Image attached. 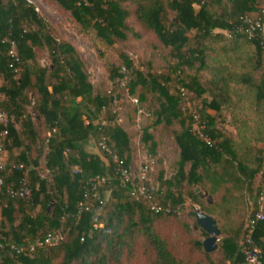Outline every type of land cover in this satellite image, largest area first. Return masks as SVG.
<instances>
[{
	"label": "trees",
	"instance_id": "obj_1",
	"mask_svg": "<svg viewBox=\"0 0 264 264\" xmlns=\"http://www.w3.org/2000/svg\"><path fill=\"white\" fill-rule=\"evenodd\" d=\"M48 1L69 13L85 33L94 31L107 46L130 38L142 40L143 36L129 24L135 18L169 49L174 63L169 64L166 74L145 75L122 53L121 66L127 73L112 69L110 79L117 82L130 76L129 94H138L141 104L152 95L150 111L154 121L142 141L153 161L158 156V144L150 130L160 126H180L181 130L174 133L180 155L171 179H166L161 169L162 188L154 190L150 199L132 197L131 187L122 182L117 166L99 147L105 137L107 147L126 169L130 168L132 143L116 123L111 98L93 94L94 87L79 52L54 35L48 20L29 0H0V81L5 95L0 108L14 118L6 129L4 145L10 161L30 169L29 186L34 194L32 202L12 197L6 188L20 187L22 176L0 172L5 182L0 192V264H124L126 256L132 260L137 257L139 246L147 264H243L240 243L264 195V157L258 149L259 144L264 145V132L260 130L264 123V80L256 82L255 78L264 71V29L251 38L234 37V56L222 45L226 60L212 64L209 54H217L214 43L229 39L225 32L231 28L230 23L261 15L264 9H260L259 0ZM130 6L135 8L134 13ZM171 13L175 14L173 19ZM194 32L192 48L189 36ZM241 41L248 51H240ZM251 46L255 52H250ZM13 48L17 51L16 63L10 55ZM40 54H46L48 66L40 64ZM189 95L196 100L208 97L210 101H204L203 108L195 114L184 109ZM255 102L251 115L255 128L246 120L244 129L238 126L233 137L219 128L218 120L225 113L234 118L236 112L250 109ZM104 111L107 125L102 127L100 116ZM41 121L44 131L50 133L45 139L37 128ZM200 134L209 138L212 146ZM38 143L46 145L45 170L51 180L42 176L43 149L31 158ZM158 164L162 167V160ZM260 173L263 187L254 195L251 211L243 207L245 196L233 195L243 186L252 190ZM98 177L107 179L97 189L102 204L94 200L96 191L91 184ZM185 187H203L206 195L217 197L209 201L196 192L189 193L191 201L201 207L198 211L213 217L221 230L219 250L214 253H206L203 241L194 238L189 241L188 257H177L170 237L155 227L159 220L180 216L185 204L181 190ZM81 204L95 206L80 212ZM155 204L162 209L158 213L152 209ZM225 204L243 207L233 225H229V216L239 210ZM196 213L193 216L197 225ZM184 228L187 234L196 231L185 223ZM57 231L65 236L60 246L29 250V244L44 241ZM202 234L208 237L204 231ZM255 241L264 264V222L257 226ZM21 249L25 251L19 254Z\"/></svg>",
	"mask_w": 264,
	"mask_h": 264
},
{
	"label": "rangeland",
	"instance_id": "obj_2",
	"mask_svg": "<svg viewBox=\"0 0 264 264\" xmlns=\"http://www.w3.org/2000/svg\"><path fill=\"white\" fill-rule=\"evenodd\" d=\"M29 1H33L36 5L35 7L37 8V11L48 20L53 29L54 35L60 41H67L71 43L79 52L89 72V80L94 87L93 94H101L111 98L110 109L112 114L116 115V123L129 135L132 143L133 156L130 165L131 174L135 176V178L145 176L149 184L152 185L156 191H159L162 188L160 184L161 169L165 170L166 179H171L176 171V163L179 160L180 150L176 144L174 133L181 130L180 126L175 125L169 129L164 128V126H160L150 130V133L154 135L158 144V156L154 158L153 161L149 149L142 141L145 130L150 127L154 121L150 111L153 104L152 95H148L147 103L141 104L138 101V94L135 97H132L129 94L128 84L131 78L130 76L127 75V78L117 82H112L110 78L112 69H119L122 74L127 73V71L121 66L120 55L122 53L127 54L133 61L136 69L140 70L145 75L148 73L157 75L166 74L168 72L169 64L174 63L170 60L169 49L164 47L155 34L145 31L135 18L130 19L129 24L134 27L137 33L143 36V39L137 40L135 38H130L126 42L117 41L113 47H110L107 46L102 40L97 38L94 31L85 33L82 28L73 20L71 15L60 9L56 4L50 3L48 0ZM259 7L260 9H264V0H259ZM129 9L133 13L135 12V8L133 6H130ZM198 9L199 8L197 7V10ZM174 16L175 14L171 13V19H173ZM195 35L196 32L190 34L189 36L191 39L189 46L192 48L194 47ZM226 40V42H217L213 44V49H215L217 54L219 53L220 55L210 53V63L214 64V62L216 63L217 60H226V54L222 50V45L225 44L226 47H228L226 49H231V51L235 48V39ZM241 44L243 46H241L240 51L247 50V45H245V43L242 41L238 44V47ZM250 52H255V48L251 46ZM230 53L231 56H234L235 51L233 50ZM39 60L40 64L45 67L50 64L46 54H40ZM255 78L256 82L263 81L264 71L257 73ZM139 92H141V90ZM204 101L210 100L208 97H205L202 100H196L195 97L193 98V95H189L187 97V104L184 106V109H188L189 112L196 114L198 110L203 108ZM256 106L257 103L255 102V104H253L250 109L239 110L235 113L234 118L231 114L225 113L223 118L218 120L219 128L223 129L224 132H226L230 137H233L237 133L236 128H238V126L243 128V124L246 120L250 121L249 126H253V119H251V115L252 110H254ZM137 109H141L143 114L137 112ZM209 113L214 115L212 111H209ZM100 117V121H106V111H104V114ZM42 125L43 121L37 125V128L41 138L45 139L49 137L50 133H48V131H44V127ZM255 127L256 124L253 126V128ZM260 130L264 132V123L263 128ZM46 145L43 147L41 143H38L36 150L31 155V158H36L38 155H40V151L43 149V158L40 161L42 176L48 180H51V175L45 170V155L47 153ZM258 149L263 152L262 156L264 157V145L259 144ZM15 153L19 154L20 151ZM158 160H162V167L158 164ZM163 190L165 191L166 188H163ZM190 192H196L202 196L203 199L207 198L209 201H211V199H215V201L217 200V197L211 198V196L209 197V195H206V190L203 187H197L193 189L185 187L181 190V195L184 198L185 204L180 216L172 219L159 220L155 226L157 231L162 233L164 236L170 237L172 249L175 255L180 258H186L190 254L189 241L191 239H200L203 242L206 239L202 234L203 230L200 228L195 232L192 231L190 234L186 233L185 228L183 229V223L188 224L191 228L195 229L196 218L193 216V214L201 208L199 205H196L191 201L189 197ZM106 196L108 199H110L109 193H107ZM250 213L251 211L249 210L246 215L249 216ZM216 215L217 214H215V216ZM138 252L139 253L137 257L134 260L127 259L126 256L123 263L147 264L146 259H144L141 254V246H139Z\"/></svg>",
	"mask_w": 264,
	"mask_h": 264
},
{
	"label": "built area",
	"instance_id": "obj_3",
	"mask_svg": "<svg viewBox=\"0 0 264 264\" xmlns=\"http://www.w3.org/2000/svg\"><path fill=\"white\" fill-rule=\"evenodd\" d=\"M231 28L225 32L226 36L229 39H233L234 37L238 35L248 36V37H254L255 34H257L259 31H262L264 29V10L262 11L260 16H245L242 17L237 23H230ZM12 57L13 63L18 62L17 58V51L15 48L11 50L10 53ZM5 100V95L2 91V84L0 81V103H2ZM141 114H143V111H140ZM14 118L11 116L10 113L0 108V172H6V171H12L14 173H19L22 176L20 187H12L9 186L6 188V191L8 194H10L12 197H18L21 199L26 200L27 202H32L34 194L33 190L29 186V180H30V169L22 164V163H14L10 161L9 154L5 148V141L7 138V128L13 124ZM107 124L105 121L102 122V127H105ZM201 139L208 143L210 146L211 140L207 137H205L203 134H200ZM106 139L105 137H102L101 143L99 144V147L103 151H106L109 155V158L113 161V163L117 166V172L120 175V179L123 183L129 185L130 193L132 197L136 199H140L143 197L144 199H150L152 197V194L154 192V187L149 184V182L146 180V177H140L135 178L131 174V169H126L124 167V163L113 153L111 149H109L105 143ZM144 170V169H142ZM107 182L106 178H95L91 180V184L93 185L94 191H96V194L94 195V200L97 202H100L102 204L103 201L100 200V197L98 196L97 189L98 187H101ZM5 188V182L0 179V192ZM88 198V195H86ZM95 204H92L91 206H85L81 204L80 206V212L82 211H90L91 208H93ZM152 209L156 211L157 213L160 212L162 209L158 207L156 204L152 206ZM264 222V195L261 196L259 199V210L253 217L249 220V222L246 225V233L243 237L240 247L241 251L244 257V263L243 264H263V256L261 253V250L259 246L257 245L255 241V232L257 229V226ZM65 240V236L62 232L57 231L54 234L49 235L45 238L44 241H39L37 244H29V250L35 251V249L38 246H45L50 248H56L60 246ZM84 241V239H83ZM25 249L18 250V253L24 252Z\"/></svg>",
	"mask_w": 264,
	"mask_h": 264
},
{
	"label": "water",
	"instance_id": "obj_4",
	"mask_svg": "<svg viewBox=\"0 0 264 264\" xmlns=\"http://www.w3.org/2000/svg\"><path fill=\"white\" fill-rule=\"evenodd\" d=\"M197 225L195 229H202L207 233L208 237L203 242L206 253L211 254L219 250V238L221 230L219 229L215 219L205 213L197 211Z\"/></svg>",
	"mask_w": 264,
	"mask_h": 264
},
{
	"label": "crops",
	"instance_id": "obj_5",
	"mask_svg": "<svg viewBox=\"0 0 264 264\" xmlns=\"http://www.w3.org/2000/svg\"><path fill=\"white\" fill-rule=\"evenodd\" d=\"M31 2V1H30ZM34 6H36L35 5V3L32 1L31 2ZM263 180H262V173H260V174H258L257 176H256V178H255V181H254V183H253V186H252V190H248L246 187L247 186H243L242 188H241V190H240V192H235L234 193V195H233V197H235V196H245V205H243V207H249V209L252 211V209H253V206H254V195H256L257 194V192H258V190L262 187V185H263ZM240 202H241V204H243V199L242 198H240ZM259 203V202H258ZM225 205H227V207H229V208H232V209H234V207L235 206H231V205H229V204H225ZM259 205V204H258ZM243 207H235V209H237V210H239V209H242ZM259 207V206H258ZM240 211L241 210H239V212H235V214H233V215H231V216H229L230 218H231V221L229 222V225H233L235 222H236V219H238L239 218V213H240ZM221 238V237H220ZM220 240V239H219Z\"/></svg>",
	"mask_w": 264,
	"mask_h": 264
}]
</instances>
